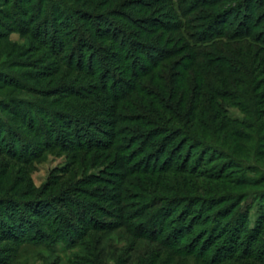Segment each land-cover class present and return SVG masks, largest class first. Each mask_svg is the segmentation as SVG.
Masks as SVG:
<instances>
[{
    "label": "trees",
    "instance_id": "obj_1",
    "mask_svg": "<svg viewBox=\"0 0 264 264\" xmlns=\"http://www.w3.org/2000/svg\"><path fill=\"white\" fill-rule=\"evenodd\" d=\"M25 1H12L9 9L0 12L1 17L10 22L8 30L28 35L54 58L44 70L36 71L39 74L26 73L25 78L33 81L54 76V84L56 76L62 80L70 73H80L88 81L76 88L55 85L38 95L53 97L56 102L64 99L69 105L65 111L50 109L51 102L46 105L14 95L0 100V108L16 115L22 125L21 131H15L0 114V157L12 156L14 162L28 164L52 149L71 152L72 158L79 157L78 153L82 156L70 163L72 167L81 161L61 189L44 196H31L28 189L19 195L28 180L16 177L20 172L13 169V164L0 166V240L73 246L89 232L105 233L123 227L129 236L147 239L168 252L167 258L157 254L149 262L137 259L139 264H184L179 257H194L203 264H242L252 259L251 254L218 257L223 250L237 246V237L216 235L219 224L214 215L219 216L224 209L226 216L230 215L231 206L237 203L232 205V198L217 197L216 193L203 198L192 192L200 177L220 179L197 171L207 153L210 160L229 158L234 166L226 154H233L234 147L227 139L237 135L218 101L241 104L251 116L259 115V107L264 106V0H176L174 22L163 19L168 18L165 13L160 18L136 17L120 10L135 5L145 14L144 9L154 11L152 8L162 0H93L96 4L103 2L102 8L109 5L95 13L68 7L61 0L20 3ZM5 2L0 0L2 6ZM88 2L84 0L83 4ZM110 6L119 10L110 13ZM19 15L22 19L17 18ZM119 15L127 17L124 27L114 21L121 18ZM3 22L1 19L0 27ZM28 64L36 70V61ZM19 78L0 70L1 87L36 91ZM76 98L79 103L68 101ZM23 130L34 139L22 136ZM98 160L136 178H132L136 182L121 181L134 191L110 195L103 192L106 189H84L80 190L83 197H78L73 191L76 173ZM70 169L63 173L69 174ZM219 169L216 165L215 170ZM165 173L168 176L163 179L161 174ZM172 174L182 176L186 188L182 185L170 197L156 193L153 188L159 190ZM107 180L97 181L110 182V188H114V181ZM88 198L107 204L113 199L114 204L126 199L137 203L116 204L113 212L95 205L99 214L114 218L106 224L91 214L94 205ZM227 201H231L230 206L217 207ZM195 225L202 227L193 230ZM71 231L76 234L70 239ZM207 254H213V258Z\"/></svg>",
    "mask_w": 264,
    "mask_h": 264
},
{
    "label": "rangeland",
    "instance_id": "obj_2",
    "mask_svg": "<svg viewBox=\"0 0 264 264\" xmlns=\"http://www.w3.org/2000/svg\"><path fill=\"white\" fill-rule=\"evenodd\" d=\"M12 1L16 2L17 0H6L3 6L0 4V12L5 11V9H9V7L12 5ZM61 1H64L68 7H82L83 9L91 10L92 13H95V10L105 11L109 6L106 5L102 8L103 2L96 4L95 2H92L93 0H89V5L87 3L83 4L84 0ZM162 1L163 2L161 4H157L152 8L154 11H148V9H144V11L142 10L145 14L138 12V9L135 7V5H129L126 6V8L120 6V10L125 11L123 13H129L131 16L136 17H150L153 15H158L160 18L161 16L159 15L161 13H165L163 15H166L168 18L164 16L165 18L163 19H172L173 22L176 21L175 16L177 15V8L174 6L176 5V0ZM26 2H28L27 5H36L37 0H26L25 2L20 3ZM46 4H49V2L46 1ZM157 7H159V10L156 9ZM109 10L110 13H115L114 11L117 9L114 10L113 7L110 6ZM1 16L2 15H0V20L3 19L4 22L3 25H1L2 27H0V36H3L0 39V52L1 54H5L0 56V70L3 73H6V71L13 73L16 77L19 75V80L26 83V85H30L37 92L34 90L30 92H22L13 89L10 86H0V100L7 99L14 95L24 99H33L36 102L45 103L46 105H49L51 102L52 104L49 107L55 111L67 110L69 105L66 106L64 104V99L56 102V100H53V97L41 98L38 97V95H42L43 90L47 91L53 89L55 85H72L74 88H76L78 86L81 87L80 85L87 83L86 81L88 80L80 73H70V75L64 77L62 80L58 78L59 76H56L57 82L55 81L54 84H51V81L54 80V76L48 77L46 79H35L33 81L29 80L27 77L25 78L26 73L36 74V71H42V69L44 70L47 64H51V61H54V58H50L46 51L42 50L40 46L32 41L28 35L22 34L18 30H8L6 25L10 22ZM119 16L121 17L120 19H113L124 27L123 20L127 17L124 15ZM17 18L22 19V16L19 15ZM80 29L84 31L83 29H85V26H82ZM86 29H90V27ZM138 34L139 37L142 36L141 32ZM33 61H36L37 63L35 66L36 70L26 66L30 65L28 63H32ZM19 64H22V66L14 67V65ZM55 65L57 64H53V66ZM108 67L111 68V63ZM75 77H78L79 79H77V81L73 80ZM263 77L264 76H261V78ZM78 92H80V90H78ZM68 101H70V103L74 102V104L79 103L77 98L76 100ZM218 104L225 109L229 119L232 120L230 126L232 127V132L234 131L237 135L234 137H228L227 139V141L231 142L232 146L234 147L233 154L231 151H226V154L230 155L231 159H233L232 161L234 162V166L229 164L232 163L229 162V158H227V161L222 160L221 158L210 160L208 159L210 154L207 153L205 157L202 158V164H200V167L197 171L204 172L206 176L218 175L217 177H220V179L213 181L200 177L199 184L196 183V189L192 193L196 195L199 194L203 198H210L215 196L216 193L217 197L220 196L232 198V205L237 203V206L233 208L231 206L230 215L226 216L225 209L220 213L219 216L214 215V217H217L215 218V221L219 224L217 225L218 232L215 231V233H217L216 235H221L223 238L230 235H232L234 238L237 237V246L226 250V252L223 250V252L218 254V257H222V255L225 256L230 253L235 254L237 257H244V255L251 254L252 259H245L242 264H264V106L259 107V115L251 116L241 109V104L238 105L236 102L222 103L218 101ZM0 114L2 119H7V121L12 124L11 126L15 131H21L20 128H22V125L20 124L19 119L16 118V115L14 117L1 108ZM77 115L83 116L84 113L78 112ZM21 133V135L24 137L27 136L29 139H34V136L28 133L27 130H23ZM72 155L73 153L71 152L52 149L51 151H47L37 158H33L28 164H23L19 161L14 162V158L12 156H3L0 157V166H3L7 163L13 164V169H15L17 172H20V174H16V177L25 176L26 180H28V184L25 182L24 185L20 187L21 190L19 195H21L23 189H28V191L33 194L31 196H44L52 192L59 191L62 184L67 180L68 176H70L74 170L78 169V164H81V161H77L78 164H75L72 167H70V163L76 159H80V156L82 155L81 153H78L77 155H79V157L75 158H72ZM224 161L228 164H222ZM86 165L87 168L85 171L81 170L76 173L74 182V184H76V188H74L73 191L75 190V193L80 195L78 197H83L82 194H80V190L83 191L84 189H106L103 192L109 193L110 195H114V193L122 194L124 191H134L132 186H126L121 182L124 181V179L125 181L129 180L136 182L134 180L136 178L132 176H126L128 172L126 173L121 169L113 170L112 168L115 166L110 167L108 166V162L103 160H98L93 163L90 162ZM216 165H220L219 171L215 170ZM66 168H71V172L69 174L63 173ZM8 170H10V168ZM108 171H113L114 174L110 175L108 174ZM117 173H120L122 176L125 175V178L121 179V175L118 177L119 174ZM161 175H163V179L168 176L167 173ZM181 178L182 176L172 174L170 179H166V181L163 182L164 184L162 183V186H160L161 188L159 190L156 191L155 188L153 189L158 194L162 193L161 195L164 197H170L176 193L175 191L177 188L181 190L183 185ZM215 178L216 177H214V179ZM98 179L104 181H108L107 179H110L109 181H114V188H110V182L102 183L101 181H97ZM95 180L97 181L96 183ZM86 182H89L90 184L84 185L83 183ZM183 187L186 188L184 185ZM213 191L214 194H212ZM101 200L106 201L103 198H101ZM87 201L94 205V212L92 211L91 214L103 219L106 224L111 223V219L114 218H106V216L99 214L95 205L98 206L99 204L100 206L108 209L109 212H113L114 208L116 209V207H118L116 204L124 205V203H130L135 205V203H137L136 200L129 199L122 200L119 204L116 202L114 204V199L111 201L112 204H107V201L102 202L94 198H88ZM230 205L231 201L220 202L217 207H225ZM196 207H201V204ZM118 213L120 212L118 211ZM208 213L209 212H206L203 215ZM232 226L233 229L231 230ZM201 227L202 226L195 225L193 230H198ZM77 228L79 229V226ZM75 234V231H71L69 235L70 239L71 236L72 238L75 237ZM249 235L251 236L250 238ZM65 244L66 243L60 242L52 246H47L42 244H20L9 240H0V264H139V260L137 261V259L149 262L150 259L155 257L157 254L160 255V258L169 257L168 252L165 251L166 253H164V250L161 249L157 244H154L147 239L141 240L129 236L123 227L116 228L113 231H108L105 233L89 232L82 239H77L73 246H66ZM181 249L185 248L181 247ZM211 255L213 254H207L206 257L211 259L213 258ZM178 259L183 260L184 264H203L201 260H196L194 257H179ZM171 260H174V258H171Z\"/></svg>",
    "mask_w": 264,
    "mask_h": 264
}]
</instances>
